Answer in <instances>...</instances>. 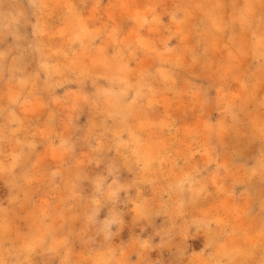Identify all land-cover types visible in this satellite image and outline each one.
<instances>
[{
	"label": "rangeland",
	"instance_id": "1",
	"mask_svg": "<svg viewBox=\"0 0 264 264\" xmlns=\"http://www.w3.org/2000/svg\"><path fill=\"white\" fill-rule=\"evenodd\" d=\"M0 264H264V0H0Z\"/></svg>",
	"mask_w": 264,
	"mask_h": 264
}]
</instances>
